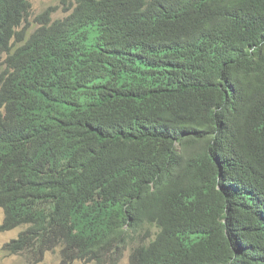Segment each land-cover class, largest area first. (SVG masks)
Here are the masks:
<instances>
[{
	"label": "trees",
	"instance_id": "trees-1",
	"mask_svg": "<svg viewBox=\"0 0 264 264\" xmlns=\"http://www.w3.org/2000/svg\"><path fill=\"white\" fill-rule=\"evenodd\" d=\"M74 1L0 0L4 250L264 264V0Z\"/></svg>",
	"mask_w": 264,
	"mask_h": 264
},
{
	"label": "rangeland",
	"instance_id": "rangeland-1",
	"mask_svg": "<svg viewBox=\"0 0 264 264\" xmlns=\"http://www.w3.org/2000/svg\"><path fill=\"white\" fill-rule=\"evenodd\" d=\"M32 8L28 21L20 29L24 30L28 38L34 30L39 27L43 13L52 11V20L63 19L71 13L72 7L75 6L74 0H31ZM69 9V10H67ZM5 212L0 207V225L4 222ZM24 227H17L11 230L0 231V264H32L22 254L9 253L4 250V245L12 239L18 237ZM131 249L125 252L124 257L118 264H130ZM60 249L48 251L43 261L35 264H60ZM73 264H95L94 262L75 261Z\"/></svg>",
	"mask_w": 264,
	"mask_h": 264
}]
</instances>
